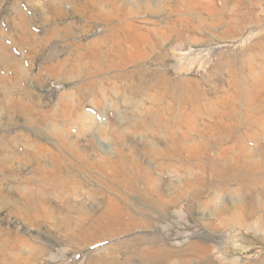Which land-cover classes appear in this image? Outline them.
<instances>
[{
	"label": "rangeland",
	"instance_id": "1",
	"mask_svg": "<svg viewBox=\"0 0 264 264\" xmlns=\"http://www.w3.org/2000/svg\"><path fill=\"white\" fill-rule=\"evenodd\" d=\"M193 242L264 264V0H0V264Z\"/></svg>",
	"mask_w": 264,
	"mask_h": 264
},
{
	"label": "bare ground",
	"instance_id": "2",
	"mask_svg": "<svg viewBox=\"0 0 264 264\" xmlns=\"http://www.w3.org/2000/svg\"><path fill=\"white\" fill-rule=\"evenodd\" d=\"M242 22V21H241ZM241 22H238V24H236V28H237V32L239 33V34H241L242 33V31H243V29H244V26L242 25L243 23H241ZM242 28V29H241ZM39 45V44H38ZM152 191H154V190H152ZM147 197H148V199H147V201H149V202H154V197H153V195H151V194H147ZM246 200V199H245ZM114 201V200H113ZM113 201H111V202H107V205H106V207H105V209H104V211H103V214H101L102 216H101V218H99V219H97V220H95V222H96V224H97V230L100 232V234H104V233H106L107 232V230H108V226H109V223H110V220H111V216H113V215H115L116 214V212H114L113 210L114 209H117V211H118V209L121 207V205L123 204V202H122V204H121V201L120 200H118V201H116L115 202V205H113L112 203H113ZM170 201L169 200H167L166 201V204H168ZM243 202H244V200H243ZM165 204V205H166ZM244 205V204H243ZM249 205V204H248ZM259 205H262V202H259ZM112 206H114L115 208H113V210H112V214H110L109 213V208L110 207H112ZM225 207V206H224ZM248 207V206H247ZM236 212V211H235ZM225 213V212H224ZM230 214V213H229ZM225 215V214H224ZM237 216V215H236ZM224 218V217H223ZM128 229H129V227H128ZM106 235V234H105ZM164 241V240H163ZM189 244V243H188ZM190 249L191 250H194L195 251V254H197V256H195V254H188V255H192V256H194L195 258H188V259H190L189 261H187L186 262V264H214L213 262H211L210 260H209V258H207V259H202V258H200L199 256H204L205 254H207L206 252H209L208 251V247L206 246V245H203V244H201V243H198V242H193L192 244H190ZM125 250V249H124ZM139 254V253H138ZM133 255V254H132ZM167 255V254H166ZM166 255H164V256H166ZM168 256V255H167ZM185 258V257H184ZM216 260V259H215ZM163 261H164V259H163ZM169 262V261H168ZM171 262V261H170ZM217 262V261H216ZM153 263H157V259H154L153 260ZM218 263V262H217Z\"/></svg>",
	"mask_w": 264,
	"mask_h": 264
}]
</instances>
